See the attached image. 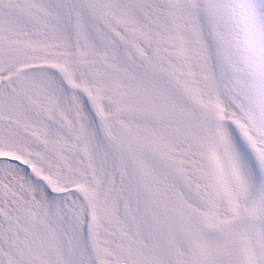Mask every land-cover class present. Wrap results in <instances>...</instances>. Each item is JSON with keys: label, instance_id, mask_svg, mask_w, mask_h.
I'll use <instances>...</instances> for the list:
<instances>
[{"label": "snow or ice", "instance_id": "6c2138e0", "mask_svg": "<svg viewBox=\"0 0 264 264\" xmlns=\"http://www.w3.org/2000/svg\"><path fill=\"white\" fill-rule=\"evenodd\" d=\"M0 264H264V0H0Z\"/></svg>", "mask_w": 264, "mask_h": 264}]
</instances>
